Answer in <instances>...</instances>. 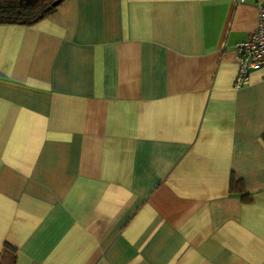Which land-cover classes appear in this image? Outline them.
I'll use <instances>...</instances> for the list:
<instances>
[{"label":"crops","instance_id":"0c3cea01","mask_svg":"<svg viewBox=\"0 0 264 264\" xmlns=\"http://www.w3.org/2000/svg\"><path fill=\"white\" fill-rule=\"evenodd\" d=\"M260 2L0 24V264H264V69L235 86L234 50Z\"/></svg>","mask_w":264,"mask_h":264},{"label":"trees","instance_id":"16d2710c","mask_svg":"<svg viewBox=\"0 0 264 264\" xmlns=\"http://www.w3.org/2000/svg\"><path fill=\"white\" fill-rule=\"evenodd\" d=\"M63 0H0V24L31 25L53 13ZM264 138V133H262ZM241 185L239 180L231 179V188ZM244 196L248 198L247 194ZM3 251L9 252L10 264L15 262L16 248L5 242Z\"/></svg>","mask_w":264,"mask_h":264},{"label":"built area","instance_id":"2783aa9c","mask_svg":"<svg viewBox=\"0 0 264 264\" xmlns=\"http://www.w3.org/2000/svg\"><path fill=\"white\" fill-rule=\"evenodd\" d=\"M234 50L237 62L235 86H240L247 82L251 71L264 69V2L257 4V23L253 32L247 39L237 42Z\"/></svg>","mask_w":264,"mask_h":264}]
</instances>
